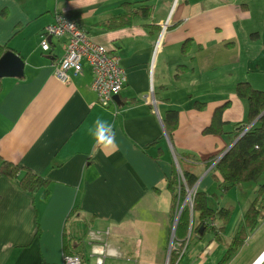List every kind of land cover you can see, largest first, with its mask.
Here are the masks:
<instances>
[{"label":"crops","instance_id":"crops-1","mask_svg":"<svg viewBox=\"0 0 264 264\" xmlns=\"http://www.w3.org/2000/svg\"><path fill=\"white\" fill-rule=\"evenodd\" d=\"M140 4L151 8L146 17L102 26ZM60 14L119 57V99L100 103L86 59L67 80L58 78L66 38L53 37L49 51L40 42ZM0 45L25 62L22 77L0 78V264H63L67 252L97 264L100 245L103 264H170L174 248L172 264L221 263L258 184L223 192L208 160L222 156L247 124L249 104L237 85L264 91V0H0ZM219 108L225 133L204 134ZM167 111L179 114L172 139L163 125ZM97 118L113 125L117 149L107 157L93 152L89 129ZM175 151L198 159L196 189L208 200L216 195L210 206L233 207L227 223L217 217L203 236L192 217L184 245L172 241ZM3 161L48 178V197L22 190ZM222 226L223 241L216 232ZM246 233L225 264H252L264 253V217Z\"/></svg>","mask_w":264,"mask_h":264},{"label":"trees","instance_id":"trees-1","mask_svg":"<svg viewBox=\"0 0 264 264\" xmlns=\"http://www.w3.org/2000/svg\"><path fill=\"white\" fill-rule=\"evenodd\" d=\"M130 7L131 5H129ZM150 11V6L140 4L137 7L132 6L126 14L112 16L101 23L103 24L102 26L107 28L128 26L132 24L134 18L146 17ZM9 50L11 48L8 45H0V57ZM183 51H185V47ZM1 91L2 79H0ZM236 93L239 97L248 101L247 124L237 131V141L222 156H213L208 160L209 166L214 163V172L216 173L214 176L223 192H228L241 183L254 182L258 184V181L264 175V91L252 87L249 83H239L236 87ZM222 110L219 108L215 112L210 125L204 128V134L221 135L225 133ZM178 124V112L167 111L163 115V125L169 139H172ZM157 142L158 140H155L144 149L148 150L152 145L158 144ZM158 151L159 154L156 159L160 158L163 150L159 149ZM174 155L179 169L175 168L168 180V188L172 194L170 218L173 219L177 210H181L180 215L178 214L179 219L176 225L174 242L183 243L182 245H184L189 237L188 233H190L192 217L196 216L199 220L195 232L198 234L199 230L202 229L203 236L212 230L209 225L217 217L227 223L233 214V207L214 209L210 206L208 194L196 189L199 179L197 173L198 159L190 153L175 151ZM3 165L8 169L10 175L19 178L18 183L22 190L32 194L41 190L45 198L50 194V180L48 178L36 174L31 169L19 167L12 162L3 161ZM189 190H195L192 208L188 202L183 205ZM263 217L264 181L258 184L256 197L244 215V224L241 226L240 237L232 241L220 264H225L230 260L242 244V240L247 234L246 232L254 230ZM224 230L225 226L219 228L216 231L217 237H220V232ZM220 240L223 241L221 237ZM67 254L75 253L67 252ZM178 256L179 252L177 249H172L169 263L172 264Z\"/></svg>","mask_w":264,"mask_h":264},{"label":"built area","instance_id":"built-area-1","mask_svg":"<svg viewBox=\"0 0 264 264\" xmlns=\"http://www.w3.org/2000/svg\"><path fill=\"white\" fill-rule=\"evenodd\" d=\"M164 24L161 37L166 29ZM53 37H65L64 54L56 70V75L61 80L68 79V70H79L83 60H87L94 74L93 90L98 94L99 101L102 105H109L116 94L123 89L125 76L119 68V57L116 54H110L101 44L90 39L87 33L78 23L66 18L60 14L56 16V21L44 28L41 36V48L43 51H49L51 48V39ZM159 40L156 43L155 50L158 48ZM188 191V198L192 206L191 198L195 195V190ZM103 245V244H102ZM98 246L95 249L97 254V264H103L106 250ZM264 259V253L252 264H260ZM63 264H83L79 255L66 254Z\"/></svg>","mask_w":264,"mask_h":264},{"label":"clouds","instance_id":"clouds-1","mask_svg":"<svg viewBox=\"0 0 264 264\" xmlns=\"http://www.w3.org/2000/svg\"><path fill=\"white\" fill-rule=\"evenodd\" d=\"M89 134L94 141V153L98 151L107 157L113 154L117 149L113 125L108 121L97 118L94 122V126L89 129Z\"/></svg>","mask_w":264,"mask_h":264},{"label":"water","instance_id":"water-1","mask_svg":"<svg viewBox=\"0 0 264 264\" xmlns=\"http://www.w3.org/2000/svg\"><path fill=\"white\" fill-rule=\"evenodd\" d=\"M24 67H25V62L22 59V57L19 56L14 51L9 50L0 57V78L22 77L24 75ZM114 98L119 99V96L115 95ZM178 218L179 217H177L174 222L173 237H174V231L176 228V224L178 222Z\"/></svg>","mask_w":264,"mask_h":264},{"label":"rangeland","instance_id":"rangeland-1","mask_svg":"<svg viewBox=\"0 0 264 264\" xmlns=\"http://www.w3.org/2000/svg\"><path fill=\"white\" fill-rule=\"evenodd\" d=\"M176 164V168L177 169H179V165L177 166V163H175ZM264 181V175L262 176V178L258 181V184H260L261 182H263ZM248 183H254V182H248ZM192 191H194V190H191L189 193L190 194H193L192 193ZM188 194V193H187ZM189 195V194H188ZM188 195L186 196V200L184 201V203H183V205L184 204H186L187 202L189 203V205H190V207L192 208V206H191V204H190V201H187V200H189V198H188ZM219 196V195H218ZM215 198H217V197H215V196H212V197H210L209 199V201H210V203L215 207V206H217V199H215ZM220 199V198H219ZM191 200V202H192V204H193V196H192V198L190 199ZM180 212H181V210L179 209V210H177V213H176V216H175V218H174V220H176V218L177 217H179V215H180ZM179 214V215H178ZM179 219V218H178ZM177 225V224H176ZM175 230H176V228H175ZM174 238H175V231H174V237H173V229H172V241L174 240Z\"/></svg>","mask_w":264,"mask_h":264}]
</instances>
